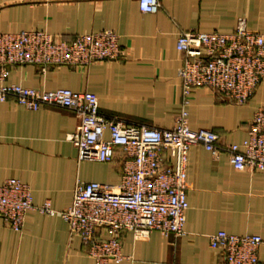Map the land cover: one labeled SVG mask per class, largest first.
Masks as SVG:
<instances>
[{
	"label": "crops",
	"instance_id": "obj_1",
	"mask_svg": "<svg viewBox=\"0 0 264 264\" xmlns=\"http://www.w3.org/2000/svg\"><path fill=\"white\" fill-rule=\"evenodd\" d=\"M240 17L264 34V0H161L157 12L142 11L139 0H0V32L45 29L61 40L108 28L119 34L127 51L126 58L84 68L50 65L43 71L36 64L16 65L6 82L41 90L91 91L103 113L170 128L184 108L179 33L232 32ZM262 105L264 80L242 104L198 87L187 109L192 128L212 129L223 142L241 143ZM78 123L69 108L29 109L13 99L0 101V182L16 178L28 183L36 204L49 200L57 210H28L21 231L0 217V264H98L81 237L71 234L61 211L71 205L77 180L118 183L123 153L112 162L79 159L69 139ZM187 177L185 233L175 237L153 230L138 238L126 230L124 257L107 264H222V250L210 244L212 233L226 230L264 239L261 172L237 169L227 154L216 157L194 144ZM258 255V264H264V241Z\"/></svg>",
	"mask_w": 264,
	"mask_h": 264
},
{
	"label": "built area",
	"instance_id": "obj_2",
	"mask_svg": "<svg viewBox=\"0 0 264 264\" xmlns=\"http://www.w3.org/2000/svg\"><path fill=\"white\" fill-rule=\"evenodd\" d=\"M139 5L144 12H157L161 0H139ZM177 48L184 53L179 69L184 108L172 127L162 128L101 112L99 98L91 91L41 90L6 82L16 65L36 64L46 71L50 65L84 68L96 61L126 58L114 30L61 40L45 29L0 32V101L13 99L29 109L74 110L79 123L69 139L79 159L112 162L119 151L123 153L118 183L77 180L71 205L61 211L71 234L81 237L98 264L124 257L126 230L138 238L153 230L175 237L185 233L192 145L202 144L216 157L225 153L237 169L264 175V105L255 112L241 143L223 142L212 129L192 128L187 109L194 90L202 86L228 101L247 102L264 80V34L250 29L246 18L240 17L232 32L183 30ZM30 209L57 212L49 200L36 204L28 183L16 178L0 182V217L21 231ZM263 241L259 234L226 230L210 235L211 246L223 252L222 264H258Z\"/></svg>",
	"mask_w": 264,
	"mask_h": 264
},
{
	"label": "rangeland",
	"instance_id": "obj_3",
	"mask_svg": "<svg viewBox=\"0 0 264 264\" xmlns=\"http://www.w3.org/2000/svg\"><path fill=\"white\" fill-rule=\"evenodd\" d=\"M9 32H17V31H9Z\"/></svg>",
	"mask_w": 264,
	"mask_h": 264
}]
</instances>
